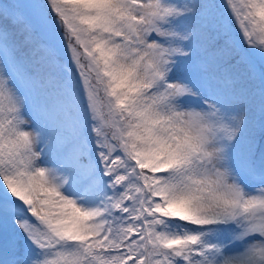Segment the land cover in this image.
<instances>
[{
  "label": "snow or ice",
  "instance_id": "6c2138e0",
  "mask_svg": "<svg viewBox=\"0 0 264 264\" xmlns=\"http://www.w3.org/2000/svg\"><path fill=\"white\" fill-rule=\"evenodd\" d=\"M0 264H264V0H0Z\"/></svg>",
  "mask_w": 264,
  "mask_h": 264
},
{
  "label": "rangeland",
  "instance_id": "374dc122",
  "mask_svg": "<svg viewBox=\"0 0 264 264\" xmlns=\"http://www.w3.org/2000/svg\"><path fill=\"white\" fill-rule=\"evenodd\" d=\"M216 2H217V3H219V2H220V0H216ZM233 27H235V26H233Z\"/></svg>",
  "mask_w": 264,
  "mask_h": 264
}]
</instances>
